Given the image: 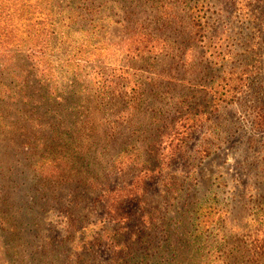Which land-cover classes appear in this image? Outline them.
<instances>
[{
	"label": "rangeland",
	"instance_id": "rangeland-1",
	"mask_svg": "<svg viewBox=\"0 0 264 264\" xmlns=\"http://www.w3.org/2000/svg\"><path fill=\"white\" fill-rule=\"evenodd\" d=\"M135 46H146L142 58ZM94 80L113 92L80 109ZM233 84L235 102L215 103ZM132 85L133 108L117 118ZM263 112L264 0H0V264H84L71 247L101 218L98 194L73 185L42 190L27 211L28 159L77 128L101 138L81 154L100 171L121 147L154 164L169 126L185 132L183 153L125 206L131 230L148 233L150 264H264L249 258L254 239L264 242V130L254 125ZM136 174L113 173L109 186ZM198 204L210 211L200 223ZM11 215L22 219L11 220L13 241L1 223ZM97 250L108 260L107 243Z\"/></svg>",
	"mask_w": 264,
	"mask_h": 264
},
{
	"label": "trees",
	"instance_id": "trees-1",
	"mask_svg": "<svg viewBox=\"0 0 264 264\" xmlns=\"http://www.w3.org/2000/svg\"><path fill=\"white\" fill-rule=\"evenodd\" d=\"M191 19V25H195L194 23L197 24L198 31H195V35L202 38L201 35L204 31H202L203 27L201 25V19L195 20L194 17ZM134 51L135 52L132 54L133 58H142L143 53L146 54V46H143L142 48L140 46H135ZM78 52V55L82 56V52H80V50ZM78 55L76 58H79ZM84 61L86 60L84 59ZM124 78L125 76H122V79ZM231 80L245 79L243 77H237ZM134 83H136V81ZM81 85L85 86L84 80H81ZM87 85L91 86V90H88L86 93L88 96L87 100L84 99L82 102L85 105L88 104L91 99L102 101L113 92V90L110 89L111 86L101 80H94L93 83H87ZM122 86L126 87L127 84L123 82L120 85V89ZM224 86L225 85L223 84L221 87L222 91ZM238 88L239 85L237 84L229 86L227 90L233 92L229 93L228 98L223 97L222 92L219 93V96L213 94V99L216 100L215 103H234L235 100L233 99V93L238 91ZM135 89L136 86L132 85V91H129L131 94H121V96H123L121 98L122 106H124L125 109H119L117 118L127 116L130 108H133L131 102L134 99ZM79 90L85 91V87L80 86ZM216 92H218L217 89ZM56 96H58V94ZM80 97L85 98L86 96ZM82 103L78 107L80 109H85L87 105L84 106ZM99 106L100 104H98V107ZM76 115H78L77 111ZM72 122L79 123V121ZM254 125L258 129L264 130V112L258 114ZM181 126L185 125L181 124ZM173 128V126H169V131L161 133L158 145L155 146L157 162L153 161L154 164L149 163L148 160L140 161L138 159L139 153L135 156L130 154V151L126 147H121L118 152L112 154L110 157L111 160L103 162L101 168L102 171L98 170L97 165L92 167L90 161L83 163V160L86 161V158L82 159L83 155L81 156V154L87 150L90 152L91 147L100 145L101 138L96 134L94 135L83 130L80 132V129L77 128L71 129L72 132L69 131L70 135L68 139H65V141H55V143L45 150L44 154H37L36 156H33V158L28 159L26 165L29 172L28 177L32 183L31 188H33V196L28 200L30 206L27 207V211L33 206V208H35L36 204H38L39 198L46 199L48 197L46 192L44 193L42 190L51 189L53 186L59 188L61 186L73 185V187L79 189L84 188L91 190L92 192L95 191L98 194L95 197V203H98L103 209L100 214L101 218L95 223L98 227H89V225L85 226V228L82 227L83 229L81 233L85 236L78 239L75 243H73L74 240L70 239L73 243V246L71 247V255L75 256L76 259L80 258L82 260L83 254L87 255L88 260L86 259L84 264H150L152 254L149 253L150 247L146 244L148 241L146 240L148 233L143 235L131 230L129 223L131 220V213L127 211L125 206L126 203L142 197L144 195L146 181L151 180L154 177V174L156 175L155 177L161 176L168 162L176 157V155L183 153V137L185 132L177 133ZM32 135L35 136L36 133H33ZM29 140V137H24L25 146L30 145L27 143ZM173 140L176 144H174ZM36 141L37 137L35 136V144ZM37 152L38 148L36 146L34 154ZM76 159L80 160L77 161ZM134 169L137 174L133 176L129 182L122 185H115L113 187L109 186V175L113 173L122 174ZM39 193H42L40 194L41 196L38 195ZM207 207H204L202 204L196 206L195 212L198 213V215L200 214L201 218V220L199 219V223L204 222V217L210 214L207 213L210 211L205 209ZM11 220H14L16 225H18L21 224L22 219L17 216L12 217V215L10 217L1 216V223L4 226V230L7 232L9 230L10 233L8 238L10 241H13L14 235L12 232L14 229L17 230V226L11 223ZM146 223L147 221L142 222L141 224L143 225ZM147 226H149V224H147ZM76 230H79V228L73 229L74 232H76ZM86 232L89 235H86ZM254 241L250 247L249 258L251 262H258V260L264 256V242L262 241V243H259V246H257L254 244ZM103 242L108 244L110 253L108 260L100 263L97 248ZM48 244L49 243L46 245L48 246ZM17 246L18 244L12 250L14 251ZM156 247L158 246H151L153 252H157ZM50 248L51 247L48 246L39 251L41 260L42 255L45 256L53 250ZM57 250L58 252L61 251V247H57ZM13 263H15L14 260Z\"/></svg>",
	"mask_w": 264,
	"mask_h": 264
}]
</instances>
